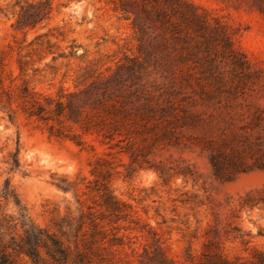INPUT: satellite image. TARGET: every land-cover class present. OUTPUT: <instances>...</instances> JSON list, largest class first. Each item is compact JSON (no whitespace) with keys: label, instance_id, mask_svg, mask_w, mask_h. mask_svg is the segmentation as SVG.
Here are the masks:
<instances>
[{"label":"rangeland","instance_id":"rangeland-1","mask_svg":"<svg viewBox=\"0 0 264 264\" xmlns=\"http://www.w3.org/2000/svg\"><path fill=\"white\" fill-rule=\"evenodd\" d=\"M187 1L200 19L186 25L150 18L140 3L125 13L117 0H52L32 30L0 12V61L16 84L73 90L135 57L153 101L170 106L166 121L110 142L81 134L83 145L0 110V190L8 180L32 221L65 241L88 239L94 220L107 236H93L90 264H264V0ZM102 182L119 212L103 207ZM1 206L18 216L11 201Z\"/></svg>","mask_w":264,"mask_h":264},{"label":"trees","instance_id":"trees-1","mask_svg":"<svg viewBox=\"0 0 264 264\" xmlns=\"http://www.w3.org/2000/svg\"><path fill=\"white\" fill-rule=\"evenodd\" d=\"M117 1L120 10L125 13L130 12L127 6L140 3L148 17L160 22L174 23L171 22L173 16H177V22L185 25L200 19L195 13L196 8L187 0ZM51 10L52 0H13L11 4L0 7V12H10L14 16L11 25L16 30L36 29L49 18ZM135 25L137 23L133 22ZM143 68L135 57L126 58L125 63L117 64L112 71H98L89 75L76 89L60 86L55 94H51L29 87L24 80L16 84L14 78L4 71L0 61V110L6 112L10 120L15 118L17 112L34 118L47 125L50 136L67 138L78 145L85 143L81 134H95L110 142L123 131H128L129 126L144 125L150 121L157 124L167 120L170 106H161L157 100L153 101L152 91L142 83ZM18 69L22 70L20 63ZM74 125L81 133L74 131ZM17 156L18 148L10 155L11 169L19 165ZM99 161L106 162L101 158L95 160L96 163ZM210 162L213 173L222 177L226 170L217 155H212ZM230 165L233 168L237 166L236 163ZM91 174L103 176L96 166L91 169ZM98 189L105 210L119 212L118 201L105 182ZM1 200L5 203L11 201L18 210V216L6 213ZM82 224L80 221L78 229ZM89 225L91 232L88 239L77 240L73 234L69 240L68 235L62 233L66 238V241L63 240L55 232L32 221L18 195L5 180L0 190V264H19L18 260L22 257H27L30 264H90L91 245L97 241L93 236L97 234L102 240L107 234L96 227L94 220H90ZM117 239L113 235L106 241L115 242Z\"/></svg>","mask_w":264,"mask_h":264}]
</instances>
